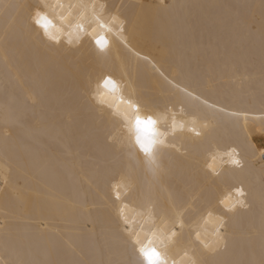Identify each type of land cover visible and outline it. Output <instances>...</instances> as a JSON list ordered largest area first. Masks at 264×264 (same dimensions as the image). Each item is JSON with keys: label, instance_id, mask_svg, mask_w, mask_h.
I'll use <instances>...</instances> for the list:
<instances>
[{"label": "snow or ice", "instance_id": "snow-or-ice-1", "mask_svg": "<svg viewBox=\"0 0 264 264\" xmlns=\"http://www.w3.org/2000/svg\"><path fill=\"white\" fill-rule=\"evenodd\" d=\"M18 57L0 153L37 113L56 138L28 149L38 214L4 213L0 264H264V0H0V61Z\"/></svg>", "mask_w": 264, "mask_h": 264}, {"label": "bare ground", "instance_id": "bare-ground-1", "mask_svg": "<svg viewBox=\"0 0 264 264\" xmlns=\"http://www.w3.org/2000/svg\"><path fill=\"white\" fill-rule=\"evenodd\" d=\"M50 4H55L56 0H48ZM62 3H75L76 0H61ZM102 2V0H101ZM113 3H126V4H147L155 5L161 3V0H110ZM165 3H183L184 0H164ZM133 44L141 52L142 55L151 54L157 58L158 66L163 64L161 70H165L168 65L166 62L160 60L159 52L160 47L152 42L145 39H137L133 41ZM147 77L152 81L155 80V74L151 72L150 66L142 69ZM31 73L27 69V61L23 57H18L13 66L6 68L2 61H0V105L4 101V82L7 78L8 87L7 92L8 96H20L22 95L29 87ZM108 103L112 104L113 108H119L120 111H124V105L120 102V95L116 94L115 96L108 97ZM256 111L254 117L257 120V128L259 127V106L256 105ZM62 116V113L57 114L59 119ZM3 127V115L0 114V128ZM26 129H32L37 131L40 135V141L36 144H30L27 135ZM161 131L164 129L161 128ZM257 135H259L257 133ZM15 142L10 149L7 159L4 158L3 153H0V220L3 219L4 213L8 214L9 220L11 222L20 221L25 217L33 216L38 214V207L35 205L33 191L35 185H32L30 188L25 181V173L22 167L23 161L28 157L29 147L33 151L41 150L43 146H47L55 143L56 133L54 130L43 127L39 123V113H37L36 118L31 116L25 123L24 128L18 129L14 133ZM181 141H177L180 143ZM219 165V161L217 162ZM227 167V165H224ZM9 170V171H6ZM7 178L9 183L7 185V195H4L5 185L3 183L4 179ZM66 183L70 182V179L67 177H62ZM227 195V193H225ZM135 209L134 211H138ZM211 229L212 225L207 226ZM0 258H3L0 254ZM174 259L177 264H182V261L186 260L184 252L182 249H173L170 253V264L171 260Z\"/></svg>", "mask_w": 264, "mask_h": 264}]
</instances>
